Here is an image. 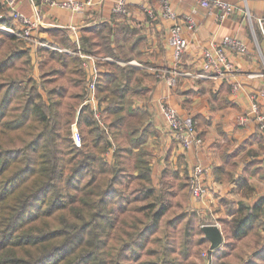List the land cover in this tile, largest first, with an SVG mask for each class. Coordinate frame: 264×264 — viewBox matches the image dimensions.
I'll return each mask as SVG.
<instances>
[{
	"label": "trees",
	"instance_id": "obj_1",
	"mask_svg": "<svg viewBox=\"0 0 264 264\" xmlns=\"http://www.w3.org/2000/svg\"><path fill=\"white\" fill-rule=\"evenodd\" d=\"M21 42L0 33V264H196V249L209 242L197 214L186 211L190 175L167 167L153 181L146 149L123 140V90L110 98L113 74L96 82L107 132L83 105L75 143L71 124L87 96L80 59L40 50L37 81ZM102 43L82 46L106 54ZM263 214L264 197L250 208L239 204L224 223L226 240L249 236ZM254 242L264 250L260 238ZM234 248L227 241L205 251L210 264H264L260 251L246 260Z\"/></svg>",
	"mask_w": 264,
	"mask_h": 264
},
{
	"label": "crops",
	"instance_id": "obj_2",
	"mask_svg": "<svg viewBox=\"0 0 264 264\" xmlns=\"http://www.w3.org/2000/svg\"><path fill=\"white\" fill-rule=\"evenodd\" d=\"M209 1L210 6L203 7L198 0H170L175 20L162 15L159 0H126L125 14L113 12L115 0H103L78 12L51 7L44 0H17L16 9L40 20L33 34L63 49L57 53L78 58L82 64L78 51L95 56L98 77L113 74L115 80L108 85L110 98L123 90V140L133 141L134 151L146 149L145 159L154 182L167 167L187 176L196 165L207 169V194L201 201L190 195L186 211L197 214L200 227L205 223L216 225L224 243L235 242L234 252L247 258L260 251L258 259L264 262V250L254 242L260 238L264 244V214L262 225L239 241L225 240L223 230L239 204L250 208L264 197V129L259 130L250 114L255 98L264 116V0H221L235 7L226 15L214 6V0ZM5 11L4 0H0V15ZM6 15L7 25H13L15 21ZM188 21L194 23L193 30ZM174 23L180 25L189 41L179 60L173 58L169 39ZM223 37L236 38L246 47L244 51L224 48L239 74L219 80L194 77L204 72L205 54L219 46ZM86 40L104 42L108 53H87L82 46ZM19 46L30 51V76L41 80L40 50L48 49L27 42ZM172 75L175 83L168 85ZM234 80L240 84L235 91ZM106 98L100 102L102 108ZM161 105L172 107L182 120L194 125L203 145L182 149L165 127ZM80 107L74 117L76 130ZM243 116L246 118L240 119ZM113 152L108 150L104 155L108 163L113 160Z\"/></svg>",
	"mask_w": 264,
	"mask_h": 264
},
{
	"label": "built area",
	"instance_id": "obj_3",
	"mask_svg": "<svg viewBox=\"0 0 264 264\" xmlns=\"http://www.w3.org/2000/svg\"><path fill=\"white\" fill-rule=\"evenodd\" d=\"M51 7H58L62 9H67L72 12H78L85 9L88 6L97 5L102 3L103 0H44ZM203 7H209L211 1L209 0H198ZM162 9V15L170 20H175V13L171 8L170 0H159ZM214 6L218 7L224 12V15L235 10V7L227 2L221 0H214ZM4 5L7 8V15L15 21L13 25H7L0 22V33L9 38H14L16 40H21L29 43L31 46L38 48H45L50 51L62 52L63 49L59 48L53 43H49L44 39H40L33 34V32L39 28L41 25L40 20L36 17H26L17 11V0H4ZM113 12L117 14L127 13L126 0H115L113 6ZM223 15V16H224ZM149 16L154 18V14L149 11ZM5 16L0 15V19ZM189 22V29H194V23ZM75 31L74 27H71ZM169 39L172 46V55L175 60H179L181 55L185 52L189 45L188 39L183 35L181 27L178 24H173L169 28ZM230 48L236 51H244L246 49L245 45L238 39L233 37H223L222 42L219 46H213L212 49L205 54L202 74L195 75L194 77L207 78L210 80H219L230 78L236 74V68L229 62L224 53V48ZM79 57L83 60L82 67L86 71L87 75V85L86 99L82 102L81 106L89 105V107L94 111L95 119L97 124L105 129V125L100 118L96 97V82L98 78V68L97 60L98 58L85 53L77 52ZM177 74V73H176ZM180 74V73H179ZM184 75H192L189 72L183 73ZM182 75V74H181ZM252 78L253 75H248ZM168 85H173L175 83V76L172 75L167 79ZM240 84L234 80L232 83V89L235 91L239 89ZM255 101H254V100ZM252 99L250 114L254 115V118L260 129H264V116L259 109V105L255 98ZM80 111V108L78 109ZM161 114L164 118L165 127L167 130L177 139L179 146L182 149H189L191 147H200L203 145V139L198 134L194 125L189 122L182 120L176 113V111L170 107L161 105ZM246 116L241 117L244 119ZM76 122L72 123V139L75 143L80 142V135L78 130L75 128ZM207 175V169L201 165H196L193 167L190 177H189V190L191 197L195 200H203L207 194V189L204 185V178ZM213 225L211 223L201 224V227ZM204 257V264H210V259L207 253H202Z\"/></svg>",
	"mask_w": 264,
	"mask_h": 264
},
{
	"label": "water",
	"instance_id": "obj_4",
	"mask_svg": "<svg viewBox=\"0 0 264 264\" xmlns=\"http://www.w3.org/2000/svg\"><path fill=\"white\" fill-rule=\"evenodd\" d=\"M204 237L209 242V252H213L223 243V236L220 229L216 225H207L201 227Z\"/></svg>",
	"mask_w": 264,
	"mask_h": 264
},
{
	"label": "rangeland",
	"instance_id": "obj_5",
	"mask_svg": "<svg viewBox=\"0 0 264 264\" xmlns=\"http://www.w3.org/2000/svg\"><path fill=\"white\" fill-rule=\"evenodd\" d=\"M5 36V35H4ZM6 37V36H5ZM39 38V37H38ZM40 39H43V38H40ZM16 40V39H15ZM16 41H21V40H16ZM74 121V120H73ZM72 121V122H73ZM259 130H260V128H259ZM225 239V238H224ZM226 240V239H225ZM225 241H223V243H224ZM151 248H153V249H156V244L155 245H152L151 246ZM204 248V249H203ZM208 248H209V244L208 245H206V246H203V247H198L197 249H196V252L194 253V261H196L195 263L196 264H204L205 263V261H204V257H203V255H202V253H206V251L208 250ZM207 249V250H206ZM206 250V251H205ZM247 251V250H246ZM248 253V252H247ZM158 255H159V253H157V254H155L154 255V257L155 258H157L158 257ZM244 258L246 259V260H248L250 257H245L244 256ZM246 260H244L245 262H246Z\"/></svg>",
	"mask_w": 264,
	"mask_h": 264
}]
</instances>
